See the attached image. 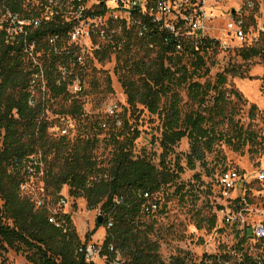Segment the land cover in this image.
Segmentation results:
<instances>
[{"label":"trees","instance_id":"16d2710c","mask_svg":"<svg viewBox=\"0 0 264 264\" xmlns=\"http://www.w3.org/2000/svg\"><path fill=\"white\" fill-rule=\"evenodd\" d=\"M53 12L58 14L57 9ZM106 13V7L101 6L88 11L87 17L104 16ZM10 15H18L27 21L41 19V24L39 27L28 25L22 28L21 33L11 34L9 30L14 27ZM71 31V24L63 21L60 14L47 20L36 9L26 13L23 0H0V199L4 203L0 208V254L7 253L9 249L24 253L31 264H87L84 255L79 253L83 242L72 217L64 213L57 215L62 226H55L49 221L51 211L46 202L44 206L37 207V203L22 191L32 173L42 172L44 192L48 196L60 200L64 187H69L70 196L86 200L89 210L99 209L104 214L103 224L97 222L96 229L87 238L91 239L100 228H106V254H110L109 247L115 244L128 264H163L157 250L142 238L138 230L141 216L155 214L144 212L148 202L145 194L157 203L159 210L160 201L156 195L179 179L185 168L178 163L177 169L172 170L165 163L156 166L146 157H137L134 148L141 133L133 128L123 112L121 127L113 118L105 116L91 121L95 131L93 135L88 132L72 137L54 135L57 119L50 121L47 115L51 99L62 98L64 102H70L56 113L58 118L79 122L89 119L82 101L70 95L68 88L71 83L67 82L70 78L63 74L65 71L67 77L72 74L74 80L78 65L73 53L70 55L63 51L69 46ZM123 32L130 41L124 49H119L116 39L113 45L98 51L97 55L103 62L114 52H123L126 58L119 57V64L122 63V68L131 74L122 78L128 105L134 111L142 105L152 115L163 119L159 144L164 157L188 139L190 153L186 164L189 170L194 171L198 164L205 163L207 154L213 152L218 141H225L236 152L244 148L246 138L255 134L249 135L240 129L238 136L225 138L216 131L214 124L217 119L228 120L230 124L233 122V113L230 115L226 108L225 87L228 76L246 78V73L237 68L227 69L218 76L214 87L192 80L194 74L207 69V51L218 45L217 41L187 39L183 42V50L178 51L177 39L154 26L150 25L148 34L139 39L126 28ZM51 37L57 38L58 52L49 45ZM33 45L35 49L32 52ZM137 45L146 51V58L134 59L131 63L130 53ZM153 52L157 57L150 60ZM240 55L244 61L264 60V44L243 48ZM187 56H192L195 61L192 72L185 64ZM74 62L76 65L72 69ZM133 76H138V79ZM183 86H188L191 101L200 107L206 105L211 92L216 91L214 106L206 108L205 112L183 114L178 93V88ZM234 94L242 100L239 93ZM168 97L170 103L165 108L163 100ZM102 133L109 134L113 146V159L107 166L100 163L95 155ZM253 139L255 141L257 137L249 141ZM45 163L46 167L44 165L41 171L40 166ZM228 170L231 169L217 171L214 186L216 177ZM110 223L113 225L111 228ZM209 224L211 229H215L217 217L209 220ZM1 264H7L6 260ZM172 264L186 263L178 258Z\"/></svg>","mask_w":264,"mask_h":264},{"label":"rangeland","instance_id":"374dc122","mask_svg":"<svg viewBox=\"0 0 264 264\" xmlns=\"http://www.w3.org/2000/svg\"><path fill=\"white\" fill-rule=\"evenodd\" d=\"M26 13H31L36 9L42 18L49 17L52 19L55 13L49 5L50 0H23ZM92 6L90 2L87 5ZM235 7L232 0H226L219 5L217 15H221L218 24L226 28L228 12ZM71 11V13H69ZM68 13V14H67ZM66 14V15H65ZM65 19L73 21L77 32L72 36L67 49H63L67 54H74L73 59H78L72 65L75 67V73L67 77L70 95L80 99L84 105L85 115L89 119L85 121L73 120L75 129L72 136H78L80 133L93 135L91 121L107 116L106 111L109 105L117 104L121 108L123 115L129 119L134 129L140 131V138L135 143L134 152L137 157H146L152 160L156 166L165 163L170 169H177V164L185 168L172 185L162 189L161 193L156 195L159 202V210L151 217L141 216L138 230L143 239H146L154 249L157 250L159 260L163 264H172L175 259H183L186 264H211L219 257H225L234 253L239 239L230 229L223 228L218 211L223 207V200L214 188V181L217 171L222 168L237 169L245 175L246 181H252L257 178L260 171L264 170V60L255 58L250 61H244L240 55L241 47L239 43L229 36L226 30L218 31L216 24H212L208 31L209 39L219 41L213 49H209L206 54L207 69L197 72L193 75L192 80L202 85L210 84L212 87L217 85L218 76L223 74L227 69L237 68L246 73V78L228 76V84L225 87L227 93L226 108L231 115L233 113V122L228 120L217 119L214 124L215 129L225 138L238 136L237 131L248 132L244 148L236 152L234 148L226 144L225 141L217 142L212 153L207 154L205 163L198 164L196 170L191 171L187 168L186 157L190 153V143L184 139L174 152L163 156V149L160 147V138L163 131V119L159 116L152 115L142 105H138L136 110L128 105V98L122 85V78L130 72L122 68L119 64V57L124 60L123 52H114L111 57L105 61H100L97 53L111 44L108 27L111 26V19L118 16L114 12L107 15L100 24V29L104 31L103 35L94 33L93 26L89 21H78L77 14L72 8L64 10ZM63 15V16H64ZM33 16V15H32ZM5 18L4 20H7ZM41 20V19H40ZM29 22L27 20H23ZM121 34V29H118ZM21 33V30H18ZM105 32L107 35H105ZM118 34V35H119ZM133 35L139 39L135 32ZM133 36V37H134ZM129 39L125 36V43L119 44V49L127 46ZM138 47V48H137ZM133 46L130 53L131 63L135 59L146 58V51L141 50L137 45ZM154 48L153 46L151 47ZM157 50V48H154ZM39 57L41 54L38 55ZM157 54L153 52L151 58L155 59ZM149 59H147L148 61ZM195 63L192 56L185 58V64L189 66L191 72L192 65ZM138 79V76H133ZM45 84V83H44ZM82 88V92L80 91ZM180 95V109L183 114L189 111L205 112L206 108L214 106L216 91H212L206 105L200 107L199 104L191 101L188 94V86L178 88ZM234 93H239L242 100L238 99ZM170 103V97L163 100V106L166 108ZM70 102H64L62 98L51 99L48 105L47 115L50 121H55L56 131L64 124L63 118H58L56 113ZM255 111L252 113V108ZM135 113V115H133ZM133 115V116H132ZM67 121V118H65ZM88 124L86 127L85 125ZM60 126V127H56ZM54 135L58 136V132ZM71 136V137H72ZM256 136L254 141L252 137ZM109 134L102 133L99 137L100 145L95 155L100 163L104 166L109 165L113 159V146L110 144ZM37 159H40L39 157ZM45 164H41V171ZM41 173H32L23 185L22 191L25 195L31 197L35 202H46L51 212L59 209L60 200H55L44 192V181ZM62 195L67 197V205L61 208L62 213L70 215L73 219L77 232L82 242H94L104 244L107 229L102 227L91 239L87 238L94 232L97 220L101 211L89 210L86 200L76 199L70 196L69 187H64ZM0 199V208L3 206ZM260 209V205H255ZM214 216L217 217V226L215 229L210 228L209 220ZM202 226L201 229L198 226ZM89 239V241H88ZM113 246L116 245L114 244ZM251 247V243H249ZM117 249V248H116ZM119 250V249H117ZM120 251V250H119ZM121 253L123 261L128 264V260ZM113 258V257H112ZM6 260L7 264H31L27 261L24 253H17L9 249L7 253L0 254V264ZM104 264L103 262H98Z\"/></svg>","mask_w":264,"mask_h":264},{"label":"built area","instance_id":"2783aa9c","mask_svg":"<svg viewBox=\"0 0 264 264\" xmlns=\"http://www.w3.org/2000/svg\"><path fill=\"white\" fill-rule=\"evenodd\" d=\"M226 0H50L49 5L52 10L57 9V13L66 23L71 24L72 36L77 32L73 21L64 18V10L72 8L77 14L78 21H89L94 33L103 35L104 31L100 29V24L107 15L114 12L118 16L111 19V26L108 27L111 44L117 39L119 44L125 43L123 29L135 32L139 38L145 37L150 29V25L166 32L171 37L177 39V50L182 51L183 42L187 39L208 40L210 38L208 31L212 24H216L218 31L226 30L229 36H232L241 49L251 48L264 44V0H232L235 3L228 12L226 28L219 26L218 22L221 15H217L219 5ZM92 3L89 8L87 5ZM105 6L107 13L104 16L87 17L88 11L97 10ZM55 13V12H54ZM71 13V11L69 12ZM55 13V16H58ZM68 14V13H67ZM64 15V16H63ZM54 16V17H55ZM53 17V18H54ZM12 30L11 34L16 33L20 27L34 25L39 27L41 20L23 21L18 15H10ZM50 20L49 17H46ZM121 29V34L118 29ZM119 34V35H118ZM214 40V39H213ZM167 41V40H166ZM217 41V40H215ZM219 43V41H217ZM70 44V41H69ZM49 45L58 52L57 38L51 37ZM35 46H31L33 52ZM100 51V49H99ZM78 61V59H77ZM65 74L67 72L65 71ZM82 92V88L80 91ZM121 108L117 104H111L107 108L106 114L113 118L118 127L122 126L120 118ZM59 128V136H71L75 123L68 119L64 121ZM215 190L223 200V207L218 211L223 228L230 229L239 239L234 253L229 257H219L217 264H264V170L260 171L257 178L252 181H246L243 172L231 169L216 177ZM59 209L51 212L50 223L61 227L62 223L58 221L57 215L61 214V208L66 206L67 197L61 193ZM148 199L144 206L146 214L156 213L157 203L152 201L149 194H145ZM37 207L44 206V202H36ZM259 204L260 209L255 207ZM113 225L109 224V228ZM251 243V247H249ZM83 254L87 264H126L119 250L115 246L109 247V253L106 254L104 244L85 242L79 249ZM113 257V258H112Z\"/></svg>","mask_w":264,"mask_h":264},{"label":"water","instance_id":"95a60500","mask_svg":"<svg viewBox=\"0 0 264 264\" xmlns=\"http://www.w3.org/2000/svg\"><path fill=\"white\" fill-rule=\"evenodd\" d=\"M97 222H98L99 224H101V225L103 224V222H104V214H103V213H101V214L99 215Z\"/></svg>","mask_w":264,"mask_h":264},{"label":"crops","instance_id":"0c3cea01","mask_svg":"<svg viewBox=\"0 0 264 264\" xmlns=\"http://www.w3.org/2000/svg\"><path fill=\"white\" fill-rule=\"evenodd\" d=\"M94 243V242H93Z\"/></svg>","mask_w":264,"mask_h":264}]
</instances>
